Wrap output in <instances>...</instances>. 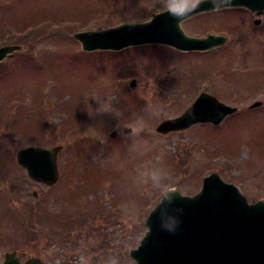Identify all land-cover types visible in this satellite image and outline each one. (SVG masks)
Instances as JSON below:
<instances>
[{
	"label": "rangeland",
	"instance_id": "1",
	"mask_svg": "<svg viewBox=\"0 0 264 264\" xmlns=\"http://www.w3.org/2000/svg\"><path fill=\"white\" fill-rule=\"evenodd\" d=\"M154 4L0 0V45L22 44L0 60V260L16 249L23 259L35 255L47 264H78L85 252L92 264L111 255L135 264L130 250L160 195L138 171L145 161L163 167L185 194L196 193L203 176L216 171L249 201L264 198V21L255 26L241 7L193 12L181 26L184 34L226 36L205 49L149 41L85 50L73 37L148 20L160 10ZM203 88L238 109L218 124L156 130ZM101 97L118 111L97 112ZM256 99L262 103L250 106ZM145 109L154 115L146 117L144 132H125L121 125ZM145 141L151 151L141 157ZM33 143L63 145L51 185L31 178L16 160L17 149ZM27 222L37 232L30 241Z\"/></svg>",
	"mask_w": 264,
	"mask_h": 264
},
{
	"label": "water",
	"instance_id": "2",
	"mask_svg": "<svg viewBox=\"0 0 264 264\" xmlns=\"http://www.w3.org/2000/svg\"><path fill=\"white\" fill-rule=\"evenodd\" d=\"M245 5L258 12L264 11V0H232L231 6ZM208 2L196 11L211 9ZM162 11V10H161ZM154 12L149 20L127 21L102 29L76 31L73 37L81 42L82 49H120L131 44L149 41H167L188 48L205 49L222 44L226 36L209 33L205 36H188L168 13ZM22 47V44L0 45V60ZM134 84V83H133ZM262 100L256 99L250 106ZM236 105L221 101L215 95L202 91L179 115L162 119L156 130L167 133L183 129L198 121L219 123ZM125 132L129 129L123 128ZM117 130L110 131L116 135ZM62 143L52 146L27 145L16 152L17 161L26 167L30 177L55 183L59 178L57 153ZM178 190V189H177ZM179 191V190H178ZM177 194L169 211L162 206L159 214L149 211L148 226L140 243L130 250L135 264H264V199L249 202L239 187L212 171L202 178L194 194ZM172 217L178 223L173 232L162 224H170ZM0 264H46L38 256L21 260L16 250L5 251Z\"/></svg>",
	"mask_w": 264,
	"mask_h": 264
},
{
	"label": "clouds",
	"instance_id": "3",
	"mask_svg": "<svg viewBox=\"0 0 264 264\" xmlns=\"http://www.w3.org/2000/svg\"><path fill=\"white\" fill-rule=\"evenodd\" d=\"M208 2L212 5L211 12H221L228 9L231 6L232 0H155L153 5L155 8L162 10L158 14L168 13L173 19L177 21V26L180 28L183 22L190 17V14L195 12L202 3ZM99 107L97 112L107 113L112 112L115 114L118 110L112 107V100L110 99H96ZM154 115L150 109H145L143 114L138 115L134 121L121 125L123 128L130 130L129 134L134 137H139L145 130L146 117ZM151 151V147L147 141L143 143V147L139 153L141 157L147 155ZM138 171L144 177L145 182H151V185L158 190L159 202L152 209V213L160 212L162 206L167 205L169 211L181 212L182 209L171 208L173 201L177 194L180 195L174 182L170 181L169 173L161 166L152 165L150 162H142L138 165ZM178 223L175 217H172L170 224H162V227L170 232L175 230V225ZM78 264H92V259L88 253H82L78 257ZM105 264H121L120 258L115 255H111L106 258Z\"/></svg>",
	"mask_w": 264,
	"mask_h": 264
},
{
	"label": "flooded vegetation",
	"instance_id": "4",
	"mask_svg": "<svg viewBox=\"0 0 264 264\" xmlns=\"http://www.w3.org/2000/svg\"><path fill=\"white\" fill-rule=\"evenodd\" d=\"M230 7H241V8H243V9H245L248 13H249V15H250V19H251V21H252V23L255 25V26H257V25H260L263 21H264V11H262V12H258L256 9H252V8H250V7H247V6H245V5H234V6H230ZM207 83V82H206ZM202 85V84H201ZM202 91H205V92H208V93H210V94H213L212 92H210V91H207L206 89H199V91H198V93H197V96L202 92ZM215 95V94H214ZM227 116V115H226ZM225 116V117H226ZM224 117V118H225ZM223 118V119H224ZM222 119V120H223ZM221 120V121H222ZM220 123V122H219ZM33 144H37V143H33ZM27 145H29V144H27ZM37 145H39V144H37ZM18 150V149H17ZM31 212V214L34 216V219H36L37 220V211H36V207H34V209L32 210V211H30ZM27 226H29L30 228H31V226H32V222H27ZM26 229H27V227H26ZM32 229V228H31ZM32 231L34 232L33 234H35L36 236H37V232H36V230L34 231L33 229H32ZM35 235H34V238H35ZM33 238V239H34ZM33 239H31V240H33ZM26 241H30L29 239H27L26 238ZM21 256V255H20ZM21 259H23V258H21ZM26 259V258H25Z\"/></svg>",
	"mask_w": 264,
	"mask_h": 264
},
{
	"label": "trees",
	"instance_id": "5",
	"mask_svg": "<svg viewBox=\"0 0 264 264\" xmlns=\"http://www.w3.org/2000/svg\"><path fill=\"white\" fill-rule=\"evenodd\" d=\"M33 233L34 232L31 229L27 230L26 238L30 239V240L33 239L34 238V234Z\"/></svg>",
	"mask_w": 264,
	"mask_h": 264
}]
</instances>
